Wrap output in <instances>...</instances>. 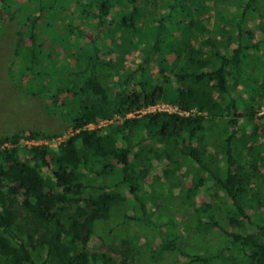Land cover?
I'll use <instances>...</instances> for the list:
<instances>
[{
  "label": "trees",
  "instance_id": "trees-1",
  "mask_svg": "<svg viewBox=\"0 0 264 264\" xmlns=\"http://www.w3.org/2000/svg\"><path fill=\"white\" fill-rule=\"evenodd\" d=\"M11 21L9 79L71 130L0 136V264H114L89 242L126 223L151 258L264 264V0H0ZM160 101L185 113H138Z\"/></svg>",
  "mask_w": 264,
  "mask_h": 264
},
{
  "label": "rangeland",
  "instance_id": "rangeland-1",
  "mask_svg": "<svg viewBox=\"0 0 264 264\" xmlns=\"http://www.w3.org/2000/svg\"><path fill=\"white\" fill-rule=\"evenodd\" d=\"M16 40V24L11 21L7 27L0 32V136L11 134L18 130H38L49 136L37 142H45L56 146L59 140L64 139L70 133V121L58 112H52L45 106L41 96L24 94L9 79L7 69L11 61L12 49ZM136 52L127 56L126 60H136ZM264 110V104L261 106ZM97 128L100 131L106 130V123H100ZM41 138V137H40ZM23 143H30L25 141ZM161 164L155 163L152 173H161ZM163 198V197H161ZM119 209H130L125 203ZM193 220V218L191 219ZM118 234L115 238H109L106 234L92 236L89 242L91 250L104 252L110 257L114 264H180L174 255H163L156 258L149 256L146 232L136 224L119 225ZM194 235L193 233H191ZM129 238L134 245V259H127L122 262V254L127 248L123 246L121 238ZM127 245V243H126ZM125 247V248H124Z\"/></svg>",
  "mask_w": 264,
  "mask_h": 264
},
{
  "label": "built area",
  "instance_id": "built-area-1",
  "mask_svg": "<svg viewBox=\"0 0 264 264\" xmlns=\"http://www.w3.org/2000/svg\"><path fill=\"white\" fill-rule=\"evenodd\" d=\"M167 111V112H183L181 110H179V108H177V106L173 105V104H170L168 102H157L155 104H152V105H148L147 107L145 108H142L138 111V113H142V112H146V111ZM185 113V112H183ZM133 115V113H130L128 114V116H131ZM110 120H100L98 121L97 123H89L87 124L86 126L88 128H97V126L100 124V123H108ZM60 141V140H59ZM58 141V143H59ZM37 142V141H36Z\"/></svg>",
  "mask_w": 264,
  "mask_h": 264
}]
</instances>
